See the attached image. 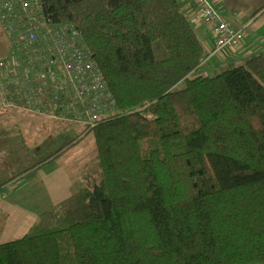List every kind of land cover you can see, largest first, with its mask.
<instances>
[{"label": "trees", "instance_id": "1", "mask_svg": "<svg viewBox=\"0 0 264 264\" xmlns=\"http://www.w3.org/2000/svg\"><path fill=\"white\" fill-rule=\"evenodd\" d=\"M42 1L119 114L67 144L93 139L83 186L0 243V264H264V53L203 75L178 0Z\"/></svg>", "mask_w": 264, "mask_h": 264}, {"label": "built area", "instance_id": "2", "mask_svg": "<svg viewBox=\"0 0 264 264\" xmlns=\"http://www.w3.org/2000/svg\"><path fill=\"white\" fill-rule=\"evenodd\" d=\"M191 1V22L209 26L213 34L212 55L242 42L246 26H231L210 0ZM43 5L0 0V28L7 39L0 54V109L50 115L82 128L118 115L80 32L72 23L52 21Z\"/></svg>", "mask_w": 264, "mask_h": 264}, {"label": "crops", "instance_id": "3", "mask_svg": "<svg viewBox=\"0 0 264 264\" xmlns=\"http://www.w3.org/2000/svg\"><path fill=\"white\" fill-rule=\"evenodd\" d=\"M178 1L208 55L200 74H218L253 54L264 53V0H210L231 26H246L245 36L237 47L223 48L213 55L215 40L210 27L191 22V0ZM54 123L62 127L54 130ZM82 130L50 115L0 109V185L5 194L0 197V224L3 223L0 243L22 237L44 209L81 189L82 168L91 160L92 153L81 136L72 145L67 144ZM54 134L61 137L54 139ZM61 148L60 153L41 166L24 173Z\"/></svg>", "mask_w": 264, "mask_h": 264}, {"label": "rangeland", "instance_id": "4", "mask_svg": "<svg viewBox=\"0 0 264 264\" xmlns=\"http://www.w3.org/2000/svg\"><path fill=\"white\" fill-rule=\"evenodd\" d=\"M7 44V39H6V37H5V35L3 34V32H2V30H1V28H0V54L4 51V49H5V45ZM195 74H197L196 72H194L192 75H195ZM18 115H21V114H19V113H17ZM19 119V118H18ZM20 122H21V120H20ZM62 127V125H59L58 123H54V125H53V129L54 130H58V129H60ZM55 132V131H54ZM59 137H61V136H59ZM58 136H55V134H54V139H57V138H59ZM34 138V137H33ZM35 140V139H34ZM85 143L87 144V146L89 147L88 149L91 151V153H92V150H93V148H94V142H93V139H92V137H90V136H87L86 138H85ZM2 195H0V197H5V194L2 192L1 193ZM4 195V196H3Z\"/></svg>", "mask_w": 264, "mask_h": 264}]
</instances>
